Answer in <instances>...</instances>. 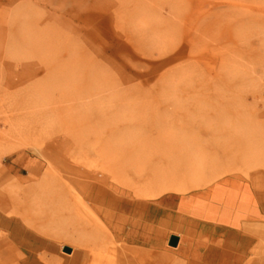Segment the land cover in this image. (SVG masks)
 <instances>
[{
	"label": "rangeland",
	"instance_id": "rangeland-1",
	"mask_svg": "<svg viewBox=\"0 0 264 264\" xmlns=\"http://www.w3.org/2000/svg\"><path fill=\"white\" fill-rule=\"evenodd\" d=\"M226 176L264 186V0H0V264H127L119 214Z\"/></svg>",
	"mask_w": 264,
	"mask_h": 264
},
{
	"label": "crops",
	"instance_id": "crops-1",
	"mask_svg": "<svg viewBox=\"0 0 264 264\" xmlns=\"http://www.w3.org/2000/svg\"><path fill=\"white\" fill-rule=\"evenodd\" d=\"M139 204V213L119 214L113 226V236L125 244L121 263L264 264V186L226 176L207 189L169 192ZM21 230L11 232L15 244L39 253L44 238L33 229ZM27 235L36 239L34 250L25 246ZM171 235L178 237L176 246L168 244Z\"/></svg>",
	"mask_w": 264,
	"mask_h": 264
},
{
	"label": "water",
	"instance_id": "water-1",
	"mask_svg": "<svg viewBox=\"0 0 264 264\" xmlns=\"http://www.w3.org/2000/svg\"><path fill=\"white\" fill-rule=\"evenodd\" d=\"M177 242H178V237H177V236H175V235H171V236L169 237L168 244H169L170 246H176V245H177ZM63 251H65V252H67V253H71L72 250H71L70 247L65 246V247H63Z\"/></svg>",
	"mask_w": 264,
	"mask_h": 264
},
{
	"label": "bare ground",
	"instance_id": "bare-ground-1",
	"mask_svg": "<svg viewBox=\"0 0 264 264\" xmlns=\"http://www.w3.org/2000/svg\"><path fill=\"white\" fill-rule=\"evenodd\" d=\"M2 209H3V208H2ZM9 237H10L11 240H15V239L13 238L12 235H9ZM22 262H24V263H28V262L26 261V259H24V261H22Z\"/></svg>",
	"mask_w": 264,
	"mask_h": 264
}]
</instances>
